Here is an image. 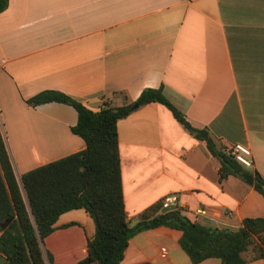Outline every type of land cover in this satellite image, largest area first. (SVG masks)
I'll use <instances>...</instances> for the list:
<instances>
[{
  "label": "crops",
  "instance_id": "crops-1",
  "mask_svg": "<svg viewBox=\"0 0 264 264\" xmlns=\"http://www.w3.org/2000/svg\"><path fill=\"white\" fill-rule=\"evenodd\" d=\"M149 88H161L192 128L225 150L248 146L252 166L243 168L264 180V0H8L0 13V130L20 186L26 172L86 146L71 131L72 106H30V98L55 90L98 111L104 102L131 104ZM117 133L130 225L168 195L212 228L264 217L253 181L220 177L205 143L165 106L138 107ZM198 208L206 216L195 215ZM54 228L42 242L46 264L86 257L95 227L83 209L60 215ZM180 236L163 226L140 232L119 264H192Z\"/></svg>",
  "mask_w": 264,
  "mask_h": 264
},
{
  "label": "trees",
  "instance_id": "trees-1",
  "mask_svg": "<svg viewBox=\"0 0 264 264\" xmlns=\"http://www.w3.org/2000/svg\"><path fill=\"white\" fill-rule=\"evenodd\" d=\"M7 6L8 0H0V13ZM48 102L64 103L75 109L77 123L71 131L86 146L80 152L26 172L20 186L0 130V255L6 257V264H46L42 242L54 231L60 215L78 209L93 220L95 233L88 242L86 257L76 264H119L132 237L161 226L181 232L179 245L192 264L210 258L219 259L220 264H245V253L253 244H257L258 250L253 259L264 258V217L246 218L236 230L212 228L189 219L179 208L160 213L164 208L161 202L140 221L129 224L122 191L117 123L150 103L165 106L195 139L205 143L208 153L220 164V177L251 179L254 189L264 196V180L238 164L206 129L192 128L161 88L144 89L128 105L112 107L104 102L98 111L55 90L42 91L27 101L30 106ZM133 105L137 107L132 109ZM7 221L10 222L3 229ZM47 259L52 260L50 254Z\"/></svg>",
  "mask_w": 264,
  "mask_h": 264
},
{
  "label": "built area",
  "instance_id": "built-area-1",
  "mask_svg": "<svg viewBox=\"0 0 264 264\" xmlns=\"http://www.w3.org/2000/svg\"><path fill=\"white\" fill-rule=\"evenodd\" d=\"M226 151L242 167L250 168L252 166L251 151H250V148L248 146L237 143V144H234L230 149H228ZM178 201H179V199L176 195H168L162 199V204L164 207H167L170 205H177ZM194 213H195V215L201 216V217H204L207 214V212L204 208H198L195 210ZM161 252L163 254L166 253L164 249H162Z\"/></svg>",
  "mask_w": 264,
  "mask_h": 264
},
{
  "label": "water",
  "instance_id": "water-1",
  "mask_svg": "<svg viewBox=\"0 0 264 264\" xmlns=\"http://www.w3.org/2000/svg\"><path fill=\"white\" fill-rule=\"evenodd\" d=\"M136 107H137V105H133V106H132V109H134V108H136ZM246 180H247V182H248L249 184L252 183V180H251V179H248V178H247ZM177 208H178L177 205H170V206L164 207V208L161 210V213H166V212L171 211V210H176ZM9 222H10V221H7L4 225H2V228L5 229V228L7 227V225L9 224ZM6 262H7L6 257L0 255V264H6Z\"/></svg>",
  "mask_w": 264,
  "mask_h": 264
},
{
  "label": "rangeland",
  "instance_id": "rangeland-1",
  "mask_svg": "<svg viewBox=\"0 0 264 264\" xmlns=\"http://www.w3.org/2000/svg\"><path fill=\"white\" fill-rule=\"evenodd\" d=\"M263 238H264V236H263ZM256 241H257V240H256ZM256 245H257V244H253L252 246H250V247L248 248V250L246 251L245 256H247V257H249V258H254V257H256V256L258 255V250L255 249Z\"/></svg>",
  "mask_w": 264,
  "mask_h": 264
}]
</instances>
